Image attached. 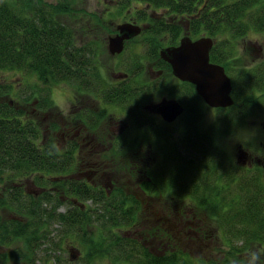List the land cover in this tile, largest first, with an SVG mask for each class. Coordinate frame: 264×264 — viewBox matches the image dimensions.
Segmentation results:
<instances>
[{
	"label": "rangeland",
	"instance_id": "obj_1",
	"mask_svg": "<svg viewBox=\"0 0 264 264\" xmlns=\"http://www.w3.org/2000/svg\"><path fill=\"white\" fill-rule=\"evenodd\" d=\"M47 1L56 2L57 0ZM227 1L231 4L238 3L239 5H242L245 2V0ZM72 8L74 10L70 14L63 13L60 17L63 21L70 24L75 29H81L83 31L81 35H87L86 37H88L89 40L95 39L96 41H99L98 44L100 43L101 47L95 58V63H97L100 67L99 72L102 74L101 77L103 78V82H107L109 84L111 82L114 83V81L119 78V76H116L115 74H118L120 70H127V66H125L122 62L124 57L128 60V62L136 61L137 57L145 62L147 72L146 74H142L141 77L149 80L152 75L149 68L154 64V60H152V58L155 57L150 58L146 56L145 53L149 48L150 43L153 44L152 41L155 40L152 36H158V38H160L161 42L155 43V45L159 44L156 46L170 44V38L166 37V35L161 33V31L154 34V32L150 30L146 34L134 38L130 43V48L127 47V50L123 54H115L109 50V36L115 34L118 30L116 26L117 23L126 21L129 10L131 11L130 15L140 18L147 16V13H164L165 9H163V7H159L157 10L150 7L147 9L146 3L135 1L128 10H125L128 8L126 7L121 12L117 10L118 8L113 5L111 0H74ZM258 8H256L258 15L257 20H260L262 13L260 9L258 12ZM253 11L254 10L251 8L250 12L252 13ZM238 17L239 16H237L235 21L230 20L227 24H238ZM164 19L171 20L172 23H175V26L181 25L183 27L180 36L175 41L180 40V38L186 33H189L196 39L202 37L204 34V32H201V34L197 33L194 35L192 30L195 31V29L186 25L189 24V21L187 22L182 16L172 17L167 14ZM252 19H254V17H252ZM150 21V19H147L145 24H148ZM251 24L243 23L244 26H249ZM213 25L215 27V23H213ZM251 27L252 29L250 30ZM251 27L249 26L248 28L250 31L249 36L247 37V52L241 48L238 52L239 55L235 56L236 58L233 57L229 60V64L232 66L233 64H238L236 67L240 68L244 63L254 64V66L259 63L264 65V47L263 51L260 52V45L251 43L249 40V38L253 36L264 38V27L261 24L255 23H253ZM188 28L192 30H189ZM224 32L225 31L218 32L221 33L218 34V36L210 34H208V36L212 38L217 37L215 42L218 44V42L220 43L221 41L219 40L220 36L225 39ZM171 33L172 32L170 31L169 35ZM103 40H105V45L102 47ZM215 51L218 52L219 48H216ZM255 68L256 67L252 69ZM11 76L14 77L15 74L11 73ZM43 85H46L50 93L51 90L55 89L58 95L67 94L73 97L74 104L68 118H65L60 114V111L53 105L51 99V104H49V107L47 106V109L44 111L46 112L44 114V118H42V114L40 118L43 119L42 123L47 125L49 122H52L51 118L56 117L55 119H57L58 122L54 120L55 125L58 124L59 126H62V128L60 127L61 129L55 133L56 135H54L53 132L45 135L46 139L55 138L62 145L60 147L63 149L70 141H76L74 154L77 159L73 162L75 165L72 168L71 173L67 174L68 176L61 174L59 176H47L44 180L43 178L40 180L37 176L38 174L35 172L27 176L18 177L17 179H11L9 182L15 181V186H19L20 188L22 187L26 191H29V193L36 192L37 195L35 196H38L39 200L42 201L48 209L52 208L53 205H56V209L60 213H67V211H69V207L72 210L75 209L76 203L74 201L70 202V200H72L70 199V195L75 196V198L84 202L86 201L89 205L95 207L96 209L98 207L96 201L88 197L90 192H86L85 197V194L81 196V194L78 195L71 193L69 195L68 190H70V186L72 185L77 187L76 179L78 180V178L76 175L82 168L80 157L85 155V159L95 161L96 156L91 154L92 151L90 150L92 147L90 143L95 140L94 142H98L99 148H101L112 142V146L107 147L109 151L102 150L104 154L102 157H99L101 165L100 170L104 169L105 166L110 165L108 168L114 170V176L118 179L115 187L123 189L121 186L125 185L130 189V192L134 191V193L138 195L139 201H136L135 203H132L131 201L130 204L132 209L131 211H133L132 213L134 214V222H136L131 225L133 226L138 224L140 231L144 229V231L141 232L140 239L146 244L149 251L152 253H161L162 251L163 253H172L173 251L181 250L185 253V257L191 256L194 259L203 257L205 260L214 258V260L219 261L217 264H225L224 260L226 259H228V264H249L251 254L256 253L257 260L255 261V264H264V239H261L259 233H251L253 230L259 231L264 229H256L255 226L250 227L251 230L247 233V241H245V244L247 243L248 246H245V248L243 238H239L240 236H238L236 240H234L232 239L233 237L229 235L230 231L238 225L237 220H235L234 217L222 216L225 214H220L221 210L218 206L215 211L214 206L211 207L208 205L207 203L211 201V199L204 198V195L206 196V194H204V190L202 188L200 191H196L198 196L193 197L195 194H190L191 189H189L191 184L183 182L185 180L184 178H179L175 187H173L172 184L166 185V180L163 182V185H156L152 189H147L148 191L146 192H144L145 188L142 187V180H146L149 176V174H147V170L149 169H147L144 164H148V161L150 160L152 161V168L157 167L159 164L161 168H163V160L166 156L165 148L167 150L169 141L172 144H176L175 146H178V149L182 154H188V150L182 152V143L186 140L192 142V137H194V131L191 130V124L195 122L196 118L189 115L193 109L197 113L199 128L202 131L201 136L208 133L210 134V138L207 137L205 139L209 142L211 140V145L213 142V146L215 148V160H223L225 163L228 162V167H231V164L235 165V162H238V160L241 162L246 160L241 152V157L238 158V156H236L238 149L248 150L252 153H263L264 125L261 121L264 120V87L261 85V82H257L254 85L255 87H253V94L256 97L259 95L253 104H250L251 106L244 105L240 100L237 101L240 105H237L234 108L236 114L230 118H228V113L227 115L223 113L224 110H216L215 108L212 109L201 96L197 93H191L187 86H184L183 93L180 86L173 87L172 91L178 93L179 96L182 97V101L186 104L187 114H184L181 119L173 123H167L163 120V129H161L158 119L153 117L152 120L149 123L147 121V123L149 124L148 127H152V130L154 131L147 133H144L139 128V125L145 123L148 119V106L150 107L155 99L150 97V93H148V90H151L150 87H147V90L138 94V97L136 95L132 100H124L126 102L120 101V106H117V104L114 103L108 105V107L104 109L107 105H105L103 98H100L98 94H93L76 88L74 86L77 85L76 83H71L70 85L69 83L61 81L58 84L55 82H52L51 84L49 82V84L43 83ZM166 92L169 93L167 90ZM157 99L158 98L156 97L155 100ZM123 103H125V105ZM30 104L28 106V110ZM88 107L95 108L98 113H94L96 116V120L94 122L88 117L87 125L99 128L94 129L98 136H94L93 133L90 132L91 136L94 137L91 139H89L91 136L87 137V133L83 129L84 125L81 123L84 110ZM150 112V115H153L152 111ZM30 113L32 114V112ZM89 113L90 111L88 114ZM37 118H39L38 114ZM121 125L126 127L124 129L122 128L125 133L118 132ZM106 126L107 129L105 130ZM45 132L48 133L47 131ZM99 133H101V135ZM157 133L160 135L163 134V141L159 142V140L156 139ZM80 143L83 145L81 148L79 146ZM130 143L131 149L128 148V144ZM135 144L138 145V148L136 149H134L136 146ZM123 145L125 147L120 150V146L122 148ZM135 150H137L135 153L136 155L135 157H132ZM216 150L226 151L227 154L224 156L223 153H216ZM230 154L233 157L235 155L234 158L232 157L235 162L230 161L228 156ZM104 159H106L107 162H103ZM181 159H183L182 156ZM246 162L247 160L245 163ZM247 174L252 177L251 181H256L253 175L251 173H247V170L245 169L239 170L238 168H235L233 172L231 171L230 174L227 175L228 179H233V185L230 189L231 193L235 192L238 188L241 189L240 180L236 177L234 178V175H238V178L241 179L242 177V179H244L245 176L247 177ZM63 176H65V178L68 177L69 181L65 180ZM215 176L218 177V175ZM0 177H3V179L0 178V203L4 201V199L6 203L2 211L0 210V225L5 221L10 222L9 219H13V217L15 219L20 218V222L17 224L16 229L24 225L28 220H30V224L40 223L38 222L39 217L36 216V209L30 208V199H26V197H30L29 193L21 191L19 199L18 195H16L18 203L13 204L11 201L7 202L6 199L8 194H10V188L7 186L8 180L5 179L4 175L1 173ZM161 180H163V170ZM243 181V183L246 184L250 182L245 180ZM102 184L104 186L107 185L104 183ZM207 185H210V182H207ZM185 186L189 190L186 192L183 191V193L181 192L179 194L177 190ZM249 186L252 188L249 192L253 196H248L242 192V195L244 196L241 198L242 202L246 205H250L255 214L264 213V207L257 203V199L259 197H264V181L262 189L258 191L259 194H254V187L256 188V186L253 184H250ZM48 188L51 193L43 195V199H41V197H39L41 192H44L45 189ZM22 193L24 195H22ZM12 195L14 196V193H12ZM237 206L238 204L236 207ZM236 207L233 208L232 213H240L238 212L239 209ZM90 213H95V211H91ZM196 215L204 217L205 222L196 226L195 224L200 223V220L195 219ZM89 218L93 219V221H89L87 227L89 230L85 228L86 231L84 230V234L81 227L68 232L69 228H73L75 226H66L65 222L54 221L53 218H50L53 219L52 223L48 221V224H46L44 221L42 225L37 227V234L41 237L39 238L38 236L36 241L33 239L29 242L28 238H30L31 235L27 237L19 234L18 236L13 237L12 233L11 237L7 239L8 242L5 241L0 246V251L7 254V264H31V259L29 260L26 256L29 251L25 248L31 244H33V248L40 245L38 253L41 254V257H39L41 259H37V264H56L55 254H60V256L66 260V263L68 260H71L73 261V264L76 262L79 264L81 263L80 260L74 259L76 256L80 253L82 254L83 252L91 250V248L95 249V245L92 244L90 247V241H88L89 236L91 235L90 230H93V234L99 239L103 238V234L106 233L107 229L122 232L132 231L127 230V227H130L131 225L128 226L126 224L127 226H125L124 224H118L117 222L119 219H116L115 217L110 219L111 224L109 226L104 225L103 221L100 222L96 220V213ZM43 220H45V218ZM123 221L125 222V220ZM45 232L46 236H43ZM66 232L69 235L62 236ZM250 233L252 234V240L249 244L248 236ZM27 244L29 245L27 246ZM232 244L235 245L237 249H235ZM52 246H56L57 252L51 248ZM104 246L106 245L104 244ZM134 248H136L137 251L139 250V247L135 245ZM50 249L54 250L52 251V255L50 253ZM117 251L119 252L118 255L116 252H112V256L107 252L92 255L90 264H125L127 261L124 260V253L122 254L119 250ZM46 253H48V257L51 256L50 259L44 258L43 254ZM129 253L131 252L129 251ZM22 254H24V256H22ZM74 254L75 256H73ZM15 255H17V258L14 257ZM68 264L70 263L68 262Z\"/></svg>",
	"mask_w": 264,
	"mask_h": 264
},
{
	"label": "trees",
	"instance_id": "obj_2",
	"mask_svg": "<svg viewBox=\"0 0 264 264\" xmlns=\"http://www.w3.org/2000/svg\"><path fill=\"white\" fill-rule=\"evenodd\" d=\"M111 1L118 8L117 10L121 12L126 7L130 8L135 1L146 3V5L155 8L163 7V9L167 10L166 15L169 14L172 17L182 16L187 22L189 21V24L186 25L195 29V31L189 29L192 30L194 35L204 32L205 34L218 36V34H221L218 32L226 31L227 23L230 20L235 21L237 16H246L245 22L247 24H261L264 27L263 0H245L242 5L238 3L231 4L227 0ZM73 4L74 0H57L56 2L47 0H0V173L8 180L7 186L10 188L11 195L8 194L6 201H11L13 204L18 203L17 200L21 196V191L26 192V190L15 186V181L9 182L11 179H17L35 172L40 180H42L41 178L44 180L47 176H59L61 174L68 176L67 174L71 173L75 165L73 162L77 159L74 154L76 141H70L63 149L55 138H45V135L59 131L62 126L55 125L54 120L57 121L56 117L51 118L52 122L47 125L42 123V118H44L46 113L44 111L51 104L50 91L43 83L49 84L50 82L52 84V82H55L58 84L61 81L70 85L71 83H76L77 85H74L76 88L93 94L100 93V96L110 99L108 100L110 102L119 99H122V102H126L124 100L131 93L129 92V87H127L128 83L122 84L121 96L118 88L103 82L98 66L94 63L97 56L95 49H100L101 47L100 43L98 44L99 41L95 39L89 40L86 37L87 35H81L83 32L81 29H75L61 19V14H70L74 10L72 8ZM251 8L254 10L252 13L250 12ZM256 8H258V12L259 9L261 10L260 20H257ZM238 20V25H243L242 21ZM213 23H215V27ZM169 30L172 32L170 35ZM182 30L183 27L181 25L175 26V23H172L171 20L163 19V23L157 24V28L151 31L154 34L160 31L162 33L163 31V34L170 38L171 42H177L175 40L180 36ZM153 37L155 38V40L152 38L154 40L152 41L153 43L160 39L158 36ZM219 40H221L217 44L219 51H215L216 47H213L212 60L228 65V58L231 56L228 54L230 50L223 37L220 36ZM104 45L105 40H103L102 47ZM227 68L229 69V67ZM11 73H14L15 76H11ZM93 80H98V82H93ZM257 82H261L264 87V66L256 67L255 69H239L232 79L233 97L236 100L238 99V101L240 100L244 105L253 104L256 99L253 94V87H255L254 85ZM29 104V110L32 114L28 110ZM123 104L125 105V103ZM235 107V105L220 107V110H224L223 113L225 115L228 113V118H230L236 114ZM36 113L39 118L42 114L40 120L37 118ZM189 115L193 116L192 113ZM90 120L92 121V119ZM147 121L148 123L150 122L147 119L143 124H148ZM191 130L194 131L192 142L186 140L182 143V152L188 150V154H182L178 146L169 141L167 150L165 148L166 156L163 160V168H161L160 164L152 168V161L150 160L148 164H144L149 169L147 170L149 176L146 180H142V187L145 188L144 192L148 191L147 189L154 188L156 185H163L165 180L166 185L172 184L175 187L178 179L184 178L183 182L191 184L189 188L191 189L190 194L196 195L192 194L193 197H197L198 193L196 191H200L202 188L204 194H206L204 198L211 199L207 203L208 205L214 206L215 211L218 206L221 210L220 214H225L222 216L234 217L237 220L238 225L230 231L229 235L234 240L240 236L239 238H243L245 244L247 233L251 230L250 227L255 226L256 229H264V213L255 214L250 205L244 204L241 200L244 197L242 192L248 196L252 195L249 192L252 190L249 185L253 184L256 186V188L254 187V194H259L258 191L262 189L263 183L257 179L256 181H251L252 177L249 174L244 179L234 175V178L236 177L240 180L241 189L238 188L231 193L230 189L233 185V179H228L227 175L237 167L233 164H231V167H226L228 163L223 162V160H215L213 142L211 145V140L209 142L205 139L207 137L210 138L209 133L201 136L202 131L194 128L193 124H191ZM151 131H154L152 127H146L144 133ZM156 139L159 142L163 141V134L157 133ZM216 153H221V151L216 150ZM181 156L184 160L181 159ZM162 170L163 180H161ZM215 175H218V177ZM0 178L3 179V177ZM63 178L66 180L68 177L65 178L63 176ZM243 180L250 182L246 184L243 183ZM67 181H69V178ZM207 182H210V185H207ZM189 189L185 186L177 191L180 194ZM12 193H14V196ZM47 193H51L49 188L41 192L39 197L43 199V195H47ZM16 195H18V199ZM22 195L24 194L22 193ZM29 195L30 197H26V199H30V208L36 209V216L39 217L38 222L40 223L30 224V220H28L24 225L16 229L20 218H10V222L5 221L7 228L0 230V242L2 244L5 241L8 242L7 239L11 237L12 233L13 237L19 234L27 237L31 235L28 238L29 242L33 239L36 241L38 236L39 238L41 237L37 234V227L42 225L44 221L46 224H48V221L52 223L53 219L54 221L65 222L66 226H75L69 228L68 232L81 227L83 234L85 228L89 230L87 228L89 221H93L89 217H92L95 213L97 214L95 219L100 222L103 221L106 226L111 224L110 219L113 217L119 219L118 224H124L125 226L136 223L134 222V214L131 211L130 204L131 201L132 203L139 201V197L136 193L129 192L124 188L115 187L111 195L102 194V199L95 200L96 203H99L97 209L89 204L82 208L79 203H76L75 209L72 210L69 207L67 213L57 211L56 205L48 209L39 200L38 196H35L34 192L29 193ZM73 201V199L70 200V202ZM257 203L264 207V197H259ZM237 204L239 207H236ZM235 207L239 209L238 212L240 213H232ZM91 211H95V213H90ZM44 218L45 220H43ZM135 228V225L127 227V230H132L131 232L134 234H128L129 231L122 232L107 229L101 239L96 238L92 232L93 230H90L92 237L90 235L88 241H90V247L92 244L95 245V249L91 248L89 251L80 253V256L78 255L79 257L76 256L74 259L80 260L81 263L79 264H90L92 255L101 252H107L110 255L112 252H116L118 255L119 252L117 250H119L122 254L124 253V260L128 264H217L219 262L214 260V258L205 260L203 257L196 259L191 256L185 257V253L181 250L173 251L172 253H163V251L161 253H152L140 239L141 237H137L139 234L141 235L144 229L135 232ZM251 233H259L261 239H264V230H253ZM251 233L248 236L249 244L252 240ZM45 234L46 232L43 236H46ZM85 234L87 235L86 232ZM66 235L69 234L66 232L62 236ZM134 245L139 247L138 251L134 248ZM245 246L247 247L248 244L246 243ZM39 247L40 245L33 248V244H31L25 248L29 251L26 256L29 260L31 259V264H37V259L41 257V254L38 253ZM233 247L237 249L235 245ZM51 248L57 252L56 246ZM53 249H50L51 255L52 251H54ZM47 254H43L44 258L50 259L51 256L48 257ZM14 257L17 258V255ZM55 257L56 264H68V262L73 264L71 260L66 263V260L60 254H55ZM7 259V254L0 251V264H7ZM224 263L228 264V259L224 260Z\"/></svg>",
	"mask_w": 264,
	"mask_h": 264
},
{
	"label": "flooded vegetation",
	"instance_id": "obj_3",
	"mask_svg": "<svg viewBox=\"0 0 264 264\" xmlns=\"http://www.w3.org/2000/svg\"><path fill=\"white\" fill-rule=\"evenodd\" d=\"M146 7H147V9H148V7H150V8H153L154 10H157V8L150 6V5H146ZM128 9H126V10H128ZM166 11L167 10H165L164 13H160V12L151 13V14L147 13L148 14L147 16L139 18V17H136L134 15H130L131 11L129 10L127 13L126 21H124V22H130V23H134L136 25L141 26V31L138 34L133 35L131 38L126 39L124 49L121 52H118V54H123L127 50V47L130 48V43L134 38H137L140 35L142 36L143 34H146L148 31H150L154 28H157V24L163 23V19L166 15L165 14ZM147 19H150L151 21L148 24H145ZM238 19H240L242 21V24H243V23H246L245 20L247 19V17L241 16V17H238ZM158 20H160V21H158ZM121 23H123V22L117 23L116 26H117L118 30L116 31L115 34H112V35H116L117 33L120 32L118 25ZM252 25L253 24H251L250 27ZM248 28H249V26H244V25L240 26L238 24L232 25L230 23V25H227L226 31H225V42H226V45L228 46V48L230 50V52L228 54L231 55L228 58V65L224 64L223 62H217V61L212 60L211 53H212V50H214L213 47L215 46L217 48V42H215L216 38H213L214 39V45H213L212 49L210 50L211 61L223 64L225 66L227 73L229 74V76L232 79L235 76V74L238 72L239 69H245V68L248 69V68L263 67L264 66V65H261V63L255 65V66H254V64L244 63L240 68H238V67H236L238 64H233V66L231 64H229V60L231 58L239 55L238 52L241 48H243L247 52V49H248V46L246 45L248 43L247 37L249 36V31L252 29V27L250 28V30H248ZM186 32H187V29H186ZM162 33H163V31H162ZM112 35H110V36H112ZM185 35H188L191 38H193L189 33H186L183 36H185ZM173 36H175V35H173ZM202 36H208V34L204 33ZM181 38H180V40H181ZM193 39H196V38H193ZM180 40H178L177 42H171L170 44H164L162 46H156L159 44L155 45V43L161 42L160 39L157 42L155 41V43H153L154 46L150 43L149 48L146 50L145 55L150 57V58H152V57H155V58H152V60H154V64L152 66H150V68H149V71L152 73L149 80L143 79L141 77L142 74H146V72H147V68H145V62L140 60V58H138V57H137L136 61L128 62V60H126L124 57L122 62L125 66H127V70H120V72L118 74H115L116 76H119V78L117 80H115L114 83L111 82L110 84H108L110 86L118 88V92H120V95L122 96L121 86L124 83H128L129 85L127 84V87H129V92H131V93H129V96H127V98L125 100H128V99L132 100V99H134V97L136 95L138 97V94H141L144 90L148 89L147 87H150L151 90H148V93H150L149 94L150 97H152L153 99L154 98L156 99V97H157L158 99L157 100L154 99V101L152 102L150 107L147 105L148 109H149L148 119H149V121H151L153 117L157 118L159 123H160L161 128H163V120L167 123H173V122L181 119L184 114H187L186 104L182 101V97L179 96L178 93L172 91L173 87L180 86L182 88V93H183L184 86H187L190 89L191 93H197L199 96H201L199 94L197 87H196V84L179 78L173 72V67H172L171 63L169 61H167L162 55V50L164 47L170 46V45H178ZM259 49H260V52L263 51V47L260 46ZM95 51L97 52V55H98L99 49L97 48V49H95ZM115 54H117V53H115ZM95 65L98 66L97 63H95ZM227 67H229V69ZM99 68L100 67L98 66V69ZM100 75L102 76L101 73H100ZM93 82H98V80H93ZM232 85H233V83H232ZM166 90L169 93H167ZM132 91H134V92H132ZM186 91H187V89H186ZM84 93H86V92H84ZM98 95L100 96L101 94L98 93ZM232 95H233V88H232ZM100 98H103L105 105H107L104 107V109L106 107H108V105L114 104V103L117 104V106H120L121 105L120 101H122V99L121 100L119 99L117 101L110 102V101H108L110 99H108L106 97L100 96ZM171 99L180 102L184 106V110L181 114H179L177 116V118H175L172 121H168L163 117V115L158 110L160 107L159 104H161L163 100H171ZM150 100H152V99H150ZM203 100L205 101L204 98H203ZM234 100H235L234 103L229 105V106H234V105L239 106L240 105L237 102L238 99L236 100L234 97ZM205 102L207 103V101H205ZM208 105L212 109L215 108L216 110H220V106L216 107V106H211L210 104H208ZM250 106H248V107H250ZM89 111H90V113L88 114ZM150 111H152L153 115H150V113H151ZM192 112L191 113L193 114V117L196 118L195 122L193 123L194 128L199 130L200 128H199V123H198V119H197V113L194 111V109L192 110ZM94 113L98 114L96 112V109L92 108V107H88L87 109L84 110V115H83L82 120H81V123H83V125H84L83 129L87 133V137L91 136V133H93L94 136H98L97 132L94 131V129H96L98 127H95V126L93 127V126L87 125L89 115H91V117H89V119H92V121H95L96 116ZM98 122H99V120H98ZM261 122L264 125V120ZM146 127L148 128V124H140L139 125V128L143 132L146 130ZM122 128L124 129L126 127L121 125L118 132H123ZM106 129H107V126L105 127V130ZM55 133L56 132H53V134H55ZM123 133H125V132H123ZM99 134L101 135V133H99ZM87 137H86V139H87ZM91 138H94V137L91 136L89 139H91ZM94 141L92 143H90V145L92 147V149L90 151H92L91 154L96 156L95 161H91V159H85V155L81 154L82 156L80 158H81L82 168L80 169V172L76 175V177L78 178V180L76 179V183H77L76 186L77 187H74V185L70 186V190H68V193H69V195L71 193H75L78 195L81 194V196H82L83 194L86 195V192H90V194L88 196L91 199H94L97 201L98 199H102L101 198L102 194L111 195L113 189L116 186V182L118 181V179L116 178V176H114V172H113L114 170H111V168H108V167H110V165L105 166L104 169L100 170L101 165H100L99 157L100 156L102 157L104 154L102 152V150L103 151H105V150L109 151V149L107 147L112 146L113 143L111 142L108 145L103 146L104 148L103 147L99 148V143L94 142ZM79 146L81 148V146H83V145L80 143ZM124 147H125L124 145L122 146V148L120 146V150L123 149ZM128 148L131 149V143L128 144ZM136 148H138V145H136L134 147V149H136ZM137 150L134 151V154L132 155V157H135V155H136L135 153ZM80 151H81V149H80ZM240 152L246 158V160H247L246 163H245L246 160H244L243 162H241L240 160H238V162H235L233 160L235 155L233 157L231 154L228 155L230 158V161H234L235 166L239 170H244V169L247 170V173H251L255 179H257L258 181H261L263 183V181H264V152L263 153H252V152H249L248 150H244V149L239 150L238 149V152L236 153V156H238V158L242 156L240 154ZM221 153H223L224 156L227 154L226 151L225 152L221 151ZM103 162H107L106 159H104ZM227 166H228V164L226 165V167ZM104 177H105V179H104ZM102 183L107 184V185L104 186ZM121 187H123L124 189H127L130 192V189L127 188L125 185H122ZM74 190H75V192H74ZM26 193H29V191H26ZM34 193L36 194V192H34ZM70 197L74 200L75 203H79V205L82 208L88 206V203L86 201L84 202L82 200H79L78 198H75V196H72V195H70ZM5 204L6 203H5V199H4V201H2L0 203V210L1 211H2ZM96 204L98 205L99 203H96ZM195 219L200 220L199 221L200 223L195 224L196 226L205 222V218L199 217V215H196ZM193 222H194V220H193ZM135 226H136L135 232H137V230H139L140 227L138 224ZM5 228H7V225L5 222H3V224L0 225V230L5 229ZM128 234H134V233L129 232ZM139 236L141 237L140 234L137 237H139ZM1 245H2V242H0V246ZM73 256H75V254Z\"/></svg>",
	"mask_w": 264,
	"mask_h": 264
},
{
	"label": "water",
	"instance_id": "obj_4",
	"mask_svg": "<svg viewBox=\"0 0 264 264\" xmlns=\"http://www.w3.org/2000/svg\"><path fill=\"white\" fill-rule=\"evenodd\" d=\"M118 27L120 32L109 39L108 47L112 53L121 52L125 40L141 31V26L130 22H123ZM213 45L214 39L210 36L192 39L185 35L178 45L164 47L162 55L171 63L173 72L179 78L196 84L199 94L208 104L228 106L234 103L232 80L223 64L211 61ZM159 105L158 111L168 121L177 118L184 110V106L173 99L163 100Z\"/></svg>",
	"mask_w": 264,
	"mask_h": 264
},
{
	"label": "clouds",
	"instance_id": "obj_5",
	"mask_svg": "<svg viewBox=\"0 0 264 264\" xmlns=\"http://www.w3.org/2000/svg\"><path fill=\"white\" fill-rule=\"evenodd\" d=\"M251 43L259 44L261 47H264V38L259 36H253L249 38ZM50 99L52 100L53 105L58 108L60 114L63 115L65 118H68L71 112V108L74 104L73 97L67 94L58 95L56 90H51ZM257 260V254H251V260L249 264H255Z\"/></svg>",
	"mask_w": 264,
	"mask_h": 264
}]
</instances>
